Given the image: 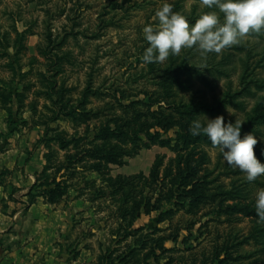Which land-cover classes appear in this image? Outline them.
<instances>
[{
	"label": "rangeland",
	"instance_id": "obj_1",
	"mask_svg": "<svg viewBox=\"0 0 264 264\" xmlns=\"http://www.w3.org/2000/svg\"><path fill=\"white\" fill-rule=\"evenodd\" d=\"M163 2L0 0V196H44L68 178L60 202L75 230L62 264H264L255 210L264 175L248 182L199 141L185 152L191 181L203 182L190 209L168 196L179 154L149 139L223 115L242 123V136L253 132L264 163V30L206 57L193 47L146 64L143 28L158 24ZM167 2L190 24L210 10ZM116 124L126 134L112 142L120 165L86 159L98 130Z\"/></svg>",
	"mask_w": 264,
	"mask_h": 264
},
{
	"label": "clouds",
	"instance_id": "obj_2",
	"mask_svg": "<svg viewBox=\"0 0 264 264\" xmlns=\"http://www.w3.org/2000/svg\"><path fill=\"white\" fill-rule=\"evenodd\" d=\"M200 4L210 10L202 12L190 24L184 14L174 12L173 5L164 0L155 12L158 24L143 28L149 44L143 53V62L162 63L170 55L193 47L206 57L238 44L249 33L264 30V0H200ZM241 129L238 119L226 124L225 117L220 115L211 119L206 116L204 121L193 120L189 131L193 136L206 135L219 148L224 161L245 173L248 182H253L264 175V163L254 151L258 138L253 132L242 136ZM255 210L257 217L264 221V188L256 192Z\"/></svg>",
	"mask_w": 264,
	"mask_h": 264
},
{
	"label": "crops",
	"instance_id": "obj_3",
	"mask_svg": "<svg viewBox=\"0 0 264 264\" xmlns=\"http://www.w3.org/2000/svg\"><path fill=\"white\" fill-rule=\"evenodd\" d=\"M27 193L0 196V264H62L61 249L75 230L72 212L44 197L31 203Z\"/></svg>",
	"mask_w": 264,
	"mask_h": 264
},
{
	"label": "trees",
	"instance_id": "obj_4",
	"mask_svg": "<svg viewBox=\"0 0 264 264\" xmlns=\"http://www.w3.org/2000/svg\"><path fill=\"white\" fill-rule=\"evenodd\" d=\"M156 104L145 103L143 105L147 106L149 111H151ZM170 108L173 109H171L172 113L179 109L177 107L175 108L174 105L170 106ZM198 110H205L208 112L212 111L207 107H203L201 109L197 108L196 111ZM161 111L163 110H160V112ZM187 115H191V111L187 112ZM164 117L167 118V116ZM167 125L168 124H165L166 127ZM168 129H171V127H168ZM124 131V127L118 126V124H116V128L107 126L98 130L94 136V140L90 142V148L84 152L86 159L106 164L120 165L121 159L124 158V156H119L120 149L117 145H113L112 142L122 140L126 135ZM165 132H167V130ZM149 139L158 143L161 147L168 148L177 155L179 154L177 159L178 166L176 168V174L173 176L172 187L169 190L168 196H171L172 200L177 199L178 205L181 202L179 201V198H183L184 202L182 205H187L190 209L191 207H195L201 203L204 198V194L200 191L202 189L203 182H198L196 180L191 181V154H189V157H185V152H188V150L191 149V146L196 145L199 141H205L211 144L208 137L204 134L193 136L190 132H185L180 134L177 139H165L160 132H156V134L149 136ZM68 169L70 168H67L66 171H68ZM59 177H61L60 180L54 179L49 185H46L47 188L42 192L44 196H30V202L32 203L37 197H44L50 204L59 203L65 197L68 189V185L66 184L68 178L63 175ZM156 181L159 182L160 187H163V184L161 183L163 180L160 181L158 176ZM32 190L33 188L31 189V192ZM219 263L221 262L217 259L216 264Z\"/></svg>",
	"mask_w": 264,
	"mask_h": 264
}]
</instances>
